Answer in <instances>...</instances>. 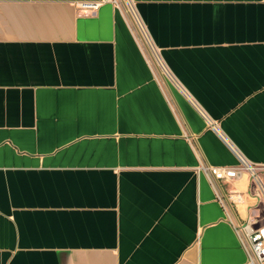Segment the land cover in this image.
Segmentation results:
<instances>
[{
  "label": "crops",
  "instance_id": "crops-1",
  "mask_svg": "<svg viewBox=\"0 0 264 264\" xmlns=\"http://www.w3.org/2000/svg\"><path fill=\"white\" fill-rule=\"evenodd\" d=\"M81 1L0 0V264H247L264 0Z\"/></svg>",
  "mask_w": 264,
  "mask_h": 264
},
{
  "label": "built area",
  "instance_id": "built-area-1",
  "mask_svg": "<svg viewBox=\"0 0 264 264\" xmlns=\"http://www.w3.org/2000/svg\"><path fill=\"white\" fill-rule=\"evenodd\" d=\"M118 0H92V1H81L79 3V9L85 14H95L102 4L107 2L116 3ZM201 169L207 174L211 183L215 187L222 182H230L237 179L241 173V170H247L255 178L257 170L259 167L246 161L242 160L239 166H217L207 163H202ZM259 179V190L264 195V186L262 180ZM219 200L226 209H229L230 205L228 202L225 192H219ZM233 225L235 226L239 236L243 240L247 252H248V262L247 264H264V236L261 235L259 230H256L254 224L256 220L253 218L249 219L246 223H243L239 219H231Z\"/></svg>",
  "mask_w": 264,
  "mask_h": 264
},
{
  "label": "rangeland",
  "instance_id": "rangeland-1",
  "mask_svg": "<svg viewBox=\"0 0 264 264\" xmlns=\"http://www.w3.org/2000/svg\"><path fill=\"white\" fill-rule=\"evenodd\" d=\"M257 174L258 175H256V177L254 178L252 175V179H253V181L255 182V184H259V179H257V177L259 176L260 177V169L259 170H257ZM260 179H261V177H260ZM262 180V179H261ZM262 183H263V181H262ZM263 186H264V183H263ZM259 195L262 197V199H263V201H264V195L262 194V192L259 190ZM264 204V203H263ZM264 207V206H263ZM263 215H264V212H263ZM255 220H257V222H255V224H254V227H255V229L257 230V227L258 226H260V221H258L259 220V218L258 217H255ZM264 223V222H263ZM262 223V224H263Z\"/></svg>",
  "mask_w": 264,
  "mask_h": 264
},
{
  "label": "bare ground",
  "instance_id": "bare-ground-1",
  "mask_svg": "<svg viewBox=\"0 0 264 264\" xmlns=\"http://www.w3.org/2000/svg\"><path fill=\"white\" fill-rule=\"evenodd\" d=\"M128 4H129V7H130V13H133V11H134V9H133V7H132V4L131 3H129L128 2ZM134 14V13H133ZM135 17H136V15H135ZM138 20V19H137ZM139 22V21H138ZM139 30H140V32H141V34L143 35V33H144V30H143V28L141 27V26H139Z\"/></svg>",
  "mask_w": 264,
  "mask_h": 264
}]
</instances>
